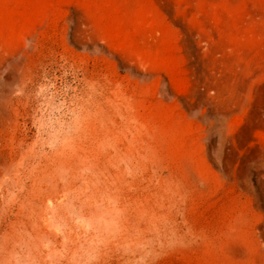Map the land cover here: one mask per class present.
I'll use <instances>...</instances> for the list:
<instances>
[{
  "label": "rangeland",
  "instance_id": "1",
  "mask_svg": "<svg viewBox=\"0 0 264 264\" xmlns=\"http://www.w3.org/2000/svg\"><path fill=\"white\" fill-rule=\"evenodd\" d=\"M0 264H264V0H0Z\"/></svg>",
  "mask_w": 264,
  "mask_h": 264
},
{
  "label": "bare ground",
  "instance_id": "2",
  "mask_svg": "<svg viewBox=\"0 0 264 264\" xmlns=\"http://www.w3.org/2000/svg\"><path fill=\"white\" fill-rule=\"evenodd\" d=\"M52 251V250H51ZM45 255V254H44ZM48 255V254H47Z\"/></svg>",
  "mask_w": 264,
  "mask_h": 264
}]
</instances>
